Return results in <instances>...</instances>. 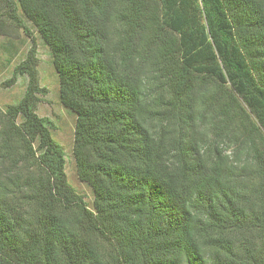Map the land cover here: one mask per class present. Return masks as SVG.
<instances>
[{
  "label": "trees",
  "instance_id": "1",
  "mask_svg": "<svg viewBox=\"0 0 264 264\" xmlns=\"http://www.w3.org/2000/svg\"><path fill=\"white\" fill-rule=\"evenodd\" d=\"M26 22L93 200L36 112L32 44L1 84L27 79L2 109L0 264H264V0H0V34Z\"/></svg>",
  "mask_w": 264,
  "mask_h": 264
},
{
  "label": "rangeland",
  "instance_id": "2",
  "mask_svg": "<svg viewBox=\"0 0 264 264\" xmlns=\"http://www.w3.org/2000/svg\"><path fill=\"white\" fill-rule=\"evenodd\" d=\"M26 24L32 37L25 34L22 29H13L12 33H9L8 36L0 34V130L4 129L3 126L5 125L2 109L5 105L15 103L21 98L27 79L25 76H22L12 86L1 84L11 76L13 67L25 57L30 46L35 44L40 85L47 89V93L40 96V100L37 102L36 112L39 116L47 117L51 121V135L64 148L65 171L68 181L84 196L90 208L92 207L93 193L85 182L79 180L72 151L75 116L59 100L58 79L48 48L44 45L30 23L26 22Z\"/></svg>",
  "mask_w": 264,
  "mask_h": 264
}]
</instances>
